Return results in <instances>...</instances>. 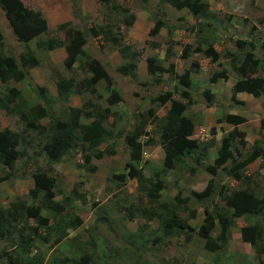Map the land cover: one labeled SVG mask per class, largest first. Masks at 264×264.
<instances>
[{
	"label": "rangeland",
	"instance_id": "1",
	"mask_svg": "<svg viewBox=\"0 0 264 264\" xmlns=\"http://www.w3.org/2000/svg\"><path fill=\"white\" fill-rule=\"evenodd\" d=\"M21 1L26 6L40 11L47 20L55 16L53 14L60 6L66 11L68 20L65 22L87 35L83 48L103 65L111 78L112 86L121 97L120 101L109 106L111 110L121 114V117L116 120L117 131L119 129L122 134L128 132L139 114L143 116L144 123L146 122L147 143L142 145L139 163L141 173L146 178L149 176L155 178L154 174L159 172L162 167L163 150L157 140L156 125L165 113L168 103L159 104L155 97L163 91L173 90L175 84L173 74L190 70L191 86L187 91L193 102L185 114L195 124L192 137L200 141L198 142L199 146L209 140H212V146L204 150V155L199 158V164L194 161L196 153L193 154L192 159L187 158L186 163L184 161L180 168H171L165 170L162 175H158L164 182L158 202L172 203L174 201L171 197L177 192L180 197H184L191 190L204 189L210 180L215 189L212 201L216 202L222 210L230 212L229 204L221 199L225 189L243 188L248 181H261L260 175L255 176L258 169L260 173L264 172V169H261L262 161L259 159L241 169L243 177H239V181L225 174L221 168H218L214 174H210L206 170V166L212 164L215 153L221 145L220 141L231 129V125L228 123L216 122V119L224 113L239 114L245 118V121L237 126V129L242 131L244 140V146L236 145L238 146L237 150L249 149L255 140L264 144V137H261L264 132V123L261 124V119L264 120V109L259 98H252L244 92L236 93L233 99L230 98V87L237 76L230 69L227 62L229 56L226 55V50L240 51L234 45L236 39L254 41L256 45L253 50L254 55H261L259 47L264 40V0H203L208 3L210 11L205 20L209 25L205 28L207 31L211 30L217 39V42L213 44V50L218 57L215 62H211L207 57L201 55L202 51L201 53L190 51L188 56H181L184 45H189L191 48L196 46L197 35L194 34V31L190 32L188 26L192 22L202 25L205 22L202 17H192L187 11L176 10L160 0L143 2L140 0H111L116 5L127 8L129 13L134 15L130 26L121 22V16L117 9L111 7L110 3L103 4L102 0ZM152 16L161 17L165 24L172 27V30L167 33L166 27H162L156 35L148 36V31L153 25ZM52 23L50 22L51 25L47 29V33L40 35L42 39H45L46 36L63 37L62 31L56 30V23ZM104 24L113 26L114 31L117 30L115 28H119L118 38L123 44H127L130 50L137 51V78L132 79L119 74L115 70V66L121 60L117 51L102 44L101 40L97 39L98 37H92L87 32V28L90 26L100 27ZM207 31L201 30L200 33L206 35ZM0 34L3 42L1 53L8 58L16 59L18 54L23 51L24 46L13 36L1 9ZM34 43L33 39L28 43V46L32 53L38 57V66L28 69L23 82H0V96L5 92V87H14L20 90L24 101L42 103V98H39L36 95V90L32 91L31 88L44 87L46 96L51 99L52 106L49 113L57 117H63L62 113L66 112L69 107L80 106L83 101L88 99L98 102L101 106L106 105L107 102L104 101L106 92L102 82L95 85L94 94L89 93L85 85L76 84L88 73H82L74 63L71 67H64L62 60L65 57V51L62 47L44 51L36 48ZM203 48L204 45L201 44V49ZM146 56L155 57L164 68L169 69L168 66H172L170 72L166 70L156 75L161 80L159 84H156L152 80V76L147 74ZM191 61L198 67L191 68L189 65ZM228 61L230 63L231 59ZM219 71H222L225 76L210 81L212 74ZM59 76L75 82L73 93L69 94L65 102L53 100L55 96L54 83ZM206 88L212 95L211 99L202 94ZM78 90L79 93H76ZM111 119L112 117L109 116L107 122H110ZM39 124L48 133V118L39 119ZM22 126L16 111H12L10 114L0 108V128L5 127L12 131H18ZM211 127H214L213 133L210 131ZM144 139L145 136L139 137L141 142ZM43 142V133H39L36 129L27 130L24 145L29 157L24 159H19V157L14 162L13 169L10 170L12 175L0 181L1 207L6 206L10 200L17 196L26 198L27 204L34 205V201H31L26 195L28 188L32 185L29 169L35 164L43 165L44 159L34 154ZM109 142L112 152L105 153L101 158L89 156L86 166L83 164L81 154L83 152L90 153L92 150L87 147L86 143L81 144V147L84 148L83 151L79 147L78 151H70L62 156L60 161L49 164L50 174L55 177V186L49 190V194L52 199L60 200L63 195L70 194L72 189H76L74 195L69 197V204L65 206V212L80 217L81 224L75 228L66 229V233L61 235L54 244L59 233L50 227L56 218L51 212L43 211L42 216L46 217V225L49 227L45 228L44 223L38 224L37 227L34 226L37 234L26 228V232L31 234V240L28 241V259L31 264H37L34 260L35 257L41 259L40 264H50L52 260L58 262L60 258L65 257L78 260L81 254L88 256L86 264H264V254L256 252L248 243L240 239L239 228L246 223H251L254 219L247 216L233 218V224L226 229L225 242L220 245L219 249L213 251H207L203 246V240L196 233H192L188 241H185L183 234H180L163 238L162 243L159 244H148L143 249L139 247L134 252V248L124 242L122 235L126 230H136L145 220L139 213L135 214L132 220H128L126 208L130 205L143 207L145 202L142 191L138 188L140 184L135 179L125 177L123 181L114 176L116 174L125 175L127 171L124 167L127 148L124 146L122 136L109 140ZM104 146L105 144L102 143L96 149H103ZM32 156H37L35 162L31 158ZM31 159L32 164H30ZM25 161H28L27 165L24 164ZM188 165L193 166L194 170L189 172ZM224 165L228 166L227 161ZM90 166H94V170H90L88 168ZM6 171H8L6 166H0V177L5 175ZM219 191L221 195L218 194ZM76 193H79L81 197H76ZM158 202L153 205H157ZM205 204L208 207L207 210H210L208 202L189 200L179 211V216L188 225L197 226L202 220ZM255 220L259 223L262 222L259 217ZM214 223L215 226L211 231L213 239L220 231V223L217 222V219L214 220ZM29 224L32 225V222L29 221ZM147 224L149 227L145 229L144 235L156 233V231H152L157 228L158 220L150 219ZM20 230L25 232L24 227L19 224L16 230L12 228L8 234V236L12 235V244L7 247V250L20 252L18 237L15 236ZM40 235L46 236L49 243L42 242ZM67 262H69L67 264L73 263L69 260ZM80 263L84 262L80 261ZM0 264L8 263L0 257Z\"/></svg>",
	"mask_w": 264,
	"mask_h": 264
},
{
	"label": "trees",
	"instance_id": "2",
	"mask_svg": "<svg viewBox=\"0 0 264 264\" xmlns=\"http://www.w3.org/2000/svg\"><path fill=\"white\" fill-rule=\"evenodd\" d=\"M103 4L110 3L111 7L117 9L120 13L121 22L130 26L134 20V15L129 13L127 8L121 7L113 3L111 0H102ZM141 2L146 0H140ZM176 10H185L194 17H202L204 25L201 23H191L188 26L190 32L194 31L197 35L196 46L191 48L184 46L181 56H186L190 51L203 52V56L207 57L211 62H215L218 57L213 50V44L217 42L215 34L207 31L205 27L209 24L205 21L208 18L209 9L208 3L203 0H160ZM120 7V9H119ZM0 9L3 13L5 21L10 28L13 36L19 41L24 49L20 52L16 59L8 58L1 53L3 42L0 34V82L13 81L23 82L28 73V69L39 64V59L36 57L28 46V43L35 40L36 48L44 51H50L57 47H62L65 51V57L62 60L64 67H71L76 64L77 69L82 73L88 75L76 82L77 85H85L89 93L96 91L95 85L98 82L104 84L106 92L104 101L105 106H101L98 102L88 99L83 101L80 106L69 107L68 110L61 116H54L49 113L51 108V99L46 96V89L41 86L31 88L36 90V95L42 98L43 102L24 101L19 89L14 87H5V92L0 96V108L7 113L12 114L16 111L20 122L23 126L18 131H12L8 128H0V166H6L8 171L5 175L0 177V181L10 177L14 162L19 159L29 157L26 152L25 138L27 130L36 129L39 133L44 134V142L40 144L38 151L34 152L37 156L44 159L43 165L35 164L31 167L32 185L28 188L26 195L34 205L26 203V198L15 197L10 200L6 206H0V257L4 258L8 264H31L28 259L29 255V240H31L30 233L26 232V228L34 234L35 227L38 224L44 223L46 225V217H43V211H48L56 218L53 225L50 227L56 230L59 236L54 241L63 235L66 229H72L81 224V218L74 214H67L65 206L69 204V197L74 195L76 189H72L70 194L63 195L60 200L52 199L49 190L55 186V177L50 174V165L53 162H58L61 157L70 151H78L82 143H86L88 148H91L90 153H82L81 158L84 166L93 155L95 158H101L105 153H111V143L109 140H114L122 136L124 146L127 148V159L124 167L127 169L125 175L116 174V178L125 180V177L133 178L137 181L138 188L142 191V197L145 205L143 207L137 205H130L126 208V216L128 220H132L135 214L142 215L145 222H143L136 230L123 233V240L126 244L134 248V252L141 247L146 248L148 244L155 245L162 243L163 238L172 236H179L183 234L185 241H188L192 233H196L203 240V246L207 251H213L220 248V245L225 242L227 235V228L233 224V218L240 216H247L254 218L251 223H246L239 228V236L243 242L248 243L256 252L264 254V172L260 173L259 169L256 175L261 176V181H248L245 187L226 188L221 199L229 204L230 212L222 210L218 207L216 202L212 201L215 194V189L210 180H208L204 189L200 191H189L184 197H180L177 192L171 199L172 203L158 202L160 191L163 189L164 182L158 175H162L165 170L180 168L186 163L187 158L192 159L193 154L196 164H199V158L204 155V150L212 146V140H209L199 146L196 138L192 137L193 128L195 126L192 119L185 114V111L192 104V99L187 91L190 88L189 70H184L182 73L173 74L174 87L173 90H166L158 93L155 100L159 104L168 103L165 113L161 116L156 125L157 140L163 149V158L161 161V169L152 176L144 177L141 173V166H139L141 159L142 145L147 143V131L145 130L146 122L141 114L135 118L131 129L126 133H121L118 129L116 120L121 117L120 113L110 109V105L121 100L117 90L112 86L111 78L108 76L103 65L93 58L87 51H85V36L80 29L75 28L68 22L59 23L56 25V30L62 31L63 37L46 36L42 39L40 35L47 33V24L38 10H34L21 0H0ZM164 13V12H163ZM153 25L148 31L149 36H154L158 33L161 27H166L167 33L172 30L170 25L165 24L161 17L152 16ZM179 18V17H178ZM205 28V29H204ZM114 31L113 26L104 24L103 26H90L87 32L92 37H98L102 44L117 51L120 61L115 66V70L132 79L137 78L136 72V57L137 51L130 50L127 44L118 38V29ZM207 31L206 35H201L200 31ZM199 38V39H198ZM247 40V39H245ZM236 39L234 45L240 49L238 52L226 50L227 62L230 69L237 76L230 87V98L233 99L235 93L245 92L253 97L261 98V105L264 109V40L260 44L261 55L255 56L253 50L255 49V42L252 40ZM201 44L204 48L201 49ZM229 59L231 62L229 63ZM191 68H197L196 63L190 64ZM145 67L147 74L152 76V80L159 84L160 78L156 77L164 71H171L172 66L164 68L159 64V61L153 56L145 57ZM260 72V74H258ZM225 75L222 71L215 72L210 77V81L215 78H223ZM55 96L53 100L65 102L72 94L75 82L71 79L59 76L55 80ZM79 93V90L76 92ZM202 94L211 99L212 95L208 89H204ZM27 104H26V103ZM117 115V116H115ZM111 116L110 122H107L108 117ZM48 118V133L39 124V119ZM245 121L241 115L224 113L216 119L217 123L223 122L231 125V129L227 131L225 137L220 141L221 145L215 153L211 165L206 166V170L210 174H214L218 168L231 176L234 180L239 181V177H243L241 169L246 167L249 163L256 159L262 161L261 169H264V144L257 140L245 150H237L238 146H244L243 133L237 129V126ZM264 123L263 118L261 124ZM211 133L214 132V127L210 128ZM140 136H145L141 142ZM261 137H264V132ZM104 143L103 149H96L97 146ZM28 144V142H27ZM24 145V146H23ZM21 146V149H19ZM83 151L84 148L81 147ZM37 156H32L34 162ZM227 161V165L224 163ZM28 161L24 164L27 165ZM30 164H32V159ZM94 170V166L88 167ZM189 172L194 170L193 166H187ZM158 176V177H157ZM245 177V176H244ZM249 177L246 176V178ZM248 179V178H247ZM221 195L220 191L218 192ZM76 197L81 195L76 193ZM208 202L210 210H207V205L203 206V217L197 226H190L179 216V211L189 201ZM157 205H153L154 203ZM211 211L212 213H210ZM261 218L259 223L255 218ZM104 218V217H101ZM156 218L158 220L157 228L150 235L145 236L144 232L149 226L147 221ZM220 223V231L213 239L211 231L215 223L214 220ZM32 222V225L29 224ZM24 227L25 232L19 231L16 233L18 237V246L20 252L7 250V247L12 244L11 237L8 236L12 228L16 230L17 225ZM47 232V231H46ZM146 234V233H145ZM42 242L49 243L46 236L40 235ZM6 247V249H5ZM15 252V255H14ZM26 254V256H23ZM61 259V258H60ZM57 262L52 260L50 264H67L69 261L72 264H79L80 261L86 264L88 260L87 255L81 254L80 261L65 257ZM34 260L37 264L41 263L39 257ZM78 261V262H77ZM81 264V263H80Z\"/></svg>",
	"mask_w": 264,
	"mask_h": 264
},
{
	"label": "crops",
	"instance_id": "3",
	"mask_svg": "<svg viewBox=\"0 0 264 264\" xmlns=\"http://www.w3.org/2000/svg\"><path fill=\"white\" fill-rule=\"evenodd\" d=\"M54 15H55V16H54ZM42 16H43V15H42ZM53 16H54V17L49 18V20H47V19L43 16L44 19H45V21H46V24H47V29H48L49 26L51 25L50 22H51V23L54 22V23H56V25H57V24H59V23H62V22H65V21L68 20L67 15H66V11H65L64 9H61L60 6L57 8V12H55V13L53 14ZM49 21H50V22H49ZM54 23H52V24H54Z\"/></svg>",
	"mask_w": 264,
	"mask_h": 264
},
{
	"label": "clouds",
	"instance_id": "4",
	"mask_svg": "<svg viewBox=\"0 0 264 264\" xmlns=\"http://www.w3.org/2000/svg\"><path fill=\"white\" fill-rule=\"evenodd\" d=\"M170 7H171V6H170ZM181 10H182V9H181ZM189 15H191V14L189 13ZM191 16H192V15H191ZM192 17H193V16H192ZM192 23H194V22H192ZM150 28H151V27H150ZM161 28H162V27H161ZM161 28H160V29H161ZM158 31H159V30H158ZM148 36H149V35H148ZM184 46H185V45H184ZM184 46H183V47H184ZM187 46H189V45H187ZM183 47H182V50H183ZM182 50H181V51H182ZM189 54H190V52H189L186 56H188ZM201 55H203V53H202ZM182 57H185V56H182ZM191 63H192V61L190 62V64H191ZM193 63H194V62H193ZM190 64H189V65H190ZM37 66H38V65H37ZM145 68H146V67H145ZM189 71H190V70H189ZM136 72H137V71H136ZM189 73H190V72H189ZM238 93H240V92H238ZM244 93H245V92H244ZM235 94H236V93H235ZM246 94H247V93H246ZM248 95H249V94H248ZM250 96H251V95H250ZM252 98H259V100H260L259 102L261 103V98H260V97H253V96H252ZM159 145H160V144H159ZM161 148H162V147H161ZM162 150H163V149H162Z\"/></svg>",
	"mask_w": 264,
	"mask_h": 264
}]
</instances>
